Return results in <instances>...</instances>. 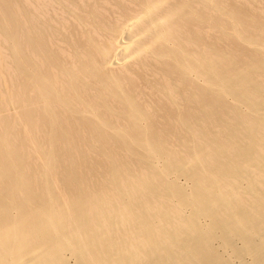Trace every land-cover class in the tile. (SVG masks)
Wrapping results in <instances>:
<instances>
[{
	"label": "bare ground",
	"instance_id": "obj_1",
	"mask_svg": "<svg viewBox=\"0 0 264 264\" xmlns=\"http://www.w3.org/2000/svg\"><path fill=\"white\" fill-rule=\"evenodd\" d=\"M0 264H264V0H0Z\"/></svg>",
	"mask_w": 264,
	"mask_h": 264
}]
</instances>
